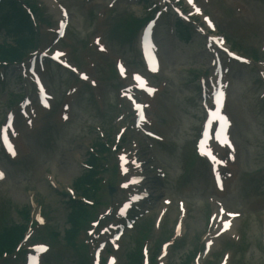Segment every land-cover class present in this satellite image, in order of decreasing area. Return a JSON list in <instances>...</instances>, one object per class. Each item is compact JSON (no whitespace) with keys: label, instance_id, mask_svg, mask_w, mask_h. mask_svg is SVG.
<instances>
[{"label":"rangeland","instance_id":"rangeland-1","mask_svg":"<svg viewBox=\"0 0 264 264\" xmlns=\"http://www.w3.org/2000/svg\"><path fill=\"white\" fill-rule=\"evenodd\" d=\"M38 1L42 4V15L38 13L41 15L40 48L45 51L49 48L59 50L73 62L76 58L80 59L81 61L77 62L82 64L80 67H83V70L102 80L100 88L104 90L102 94L105 97V105L102 110L99 109L94 98L90 100L91 91L81 87L74 102L71 120L60 123L58 105L55 103L64 97V90L74 79L73 75L64 69L46 64L43 74L45 73L47 83L55 95L54 109L42 112L35 128L33 124L25 130L19 123L24 132L23 138L19 140V159L11 160L0 147V163L7 171V178L0 181V229L2 230L6 223L23 224L22 233L26 231L25 235L29 237L23 249L30 244H48V250L40 254L41 264H83V261L86 263L89 259L85 260L87 249H83L81 242H84L89 234L86 229L90 223H82L87 227L78 235L77 244L74 241L73 245L72 240L68 241L64 237L65 230L70 227L67 220L70 204L66 193L73 192L74 187L79 194L74 181L85 171L83 163L88 157L91 145L101 151L96 142L109 138L113 131L110 120L120 113L124 114L119 120L121 124H128L132 119L130 104L120 97L118 92L119 86L123 88L128 82L121 83L120 78L114 76L113 65L116 62L118 71L126 74L130 84L138 83L139 76L159 89L155 96L145 99L149 101L147 112L149 118L155 112L161 115L158 124L166 127L163 136L165 142H169L167 148L170 150L160 143L163 145L160 149L153 146L155 156L153 153L148 154L146 145L151 144L146 141L145 148L133 147L136 143H130L131 140L142 141L141 135L133 129L127 131L124 137L127 142L122 144L127 148L119 149L118 152L127 153V157L131 158L128 163L129 173L134 170L132 159L139 156L142 161L139 174L145 176L144 182L149 185L147 189L151 188L154 196L150 195L146 200L148 211L143 207L139 208L143 211L139 216L150 213L137 220L132 229L126 230L119 241L120 248L115 252L109 247L99 249L102 257L114 258L115 253L116 264H137L136 260L130 258L128 251L133 252L135 248L138 250L140 233H145L149 226L144 219L153 222L156 217L158 225L161 219L159 214L166 212L157 226L162 229V234L150 231L148 235L154 236L150 241L151 247L159 236L169 240L167 255L159 256L160 261H157V264H195L196 259L203 264H219L222 260H226L227 264H264V82L260 81L258 76L259 72L264 74V0H207L205 6L207 11L208 6L214 9L217 31L223 33L236 50L252 60L248 53L256 49L259 53L258 59H262L261 62L249 65L231 62L233 77L229 109L236 126L233 139L237 146V157L230 164L234 179L226 181L229 188L225 193L224 203L233 208L232 211L240 209L244 214L236 216L237 222L229 231L218 227L215 219L217 204L208 200L210 194L215 191L207 164L197 157L190 171L189 168L185 170V165L194 154V142L203 117L199 91L192 80L196 75L193 72L208 66L209 55L201 44V35L195 33L192 28L195 39L192 44L187 43L186 46L176 37L173 41L166 40L170 38L169 29L176 17L168 10L159 20L163 27L160 26L158 30L159 37L165 38L166 56H170V60L165 61L160 72L148 73L142 67L139 55V32L132 36L123 33L124 29L126 32L131 30L133 24L127 29L125 21L119 23L125 17L133 22L136 18H147L152 14L140 0H117L115 8L107 5L109 0H102L103 5L94 4L89 8L84 7V3H89L86 0H57L58 3L69 6L71 15L67 33L60 40L49 30V27H54L56 21H61L57 19V11H52V5L48 3L52 0ZM195 21L203 25L200 17ZM4 35V29L0 28V41H4L1 38ZM107 46L110 48L104 51ZM0 68L7 72L6 78L0 81L3 83L0 85L1 122L15 99L13 93L22 90V82L24 84L25 81L19 76L15 65ZM136 70L142 71L148 78ZM155 120L157 123V118ZM96 126H101L106 138L100 136L95 130ZM110 138L113 141V137ZM111 153L102 159L103 165L108 166L107 171L102 172V177L113 180L112 167L116 165V161L120 166V158L118 153V160H114L116 154L113 156ZM151 157L157 158L158 162L152 161ZM146 159L149 172L145 168ZM157 164L164 165L167 175H171L170 185L167 184V177L158 176L155 170H151V167H156ZM101 185L99 200L102 203L98 210L105 212L107 202L120 200L121 192L115 190L111 195L105 180H102ZM166 188L174 197L167 210L162 197ZM182 193L189 201L188 207L185 206L186 210L179 209L176 204V197ZM254 202L259 203L258 208ZM40 208L46 221L42 223L39 218V225L33 226L30 231L29 216L38 214ZM180 220L182 229H176V223ZM92 228L95 230L87 255L91 254L93 258L96 245L102 239L99 232L103 228L99 229L96 224L91 225L89 230ZM76 234L74 231V236ZM179 236L181 239L173 242ZM209 237H212L211 250L206 251V255L201 254L203 244L205 246ZM0 264L5 263L0 261ZM15 264H24V257L19 256ZM100 264L105 263L101 261Z\"/></svg>","mask_w":264,"mask_h":264},{"label":"trees","instance_id":"trees-1","mask_svg":"<svg viewBox=\"0 0 264 264\" xmlns=\"http://www.w3.org/2000/svg\"><path fill=\"white\" fill-rule=\"evenodd\" d=\"M18 23H20L19 20L14 19L9 25H6L8 28L6 30V38H3L4 41H0V57L2 58H14L29 42L27 38L29 33L19 26ZM4 44L6 45L4 46ZM96 143L101 146L102 150L104 149L103 142L98 141ZM88 161L91 164H96L97 157L91 154L89 155ZM93 171L94 170L91 169L84 172L74 181V186L80 190L81 193L88 194L91 191V188L87 187L86 184H96ZM87 214H89V211L86 207L72 200L71 211H69L67 215L70 227L65 230L66 233L64 236L67 240L70 241L74 237V231L77 230L81 224L80 219L86 218ZM3 226L0 234V250L4 245L14 244L24 227L23 224L12 225L9 223Z\"/></svg>","mask_w":264,"mask_h":264},{"label":"snow or ice","instance_id":"snow-or-ice-1","mask_svg":"<svg viewBox=\"0 0 264 264\" xmlns=\"http://www.w3.org/2000/svg\"><path fill=\"white\" fill-rule=\"evenodd\" d=\"M197 11H199V9H197ZM139 79H141V78L139 76H137V80H139ZM219 95L222 97L223 96V93L221 92V93H219ZM216 118L218 120H223L225 122V124L227 123V119L223 115H217ZM225 142H228V141H225ZM12 152H13V155H14L15 154L14 149H12ZM213 159H215L214 156H213Z\"/></svg>","mask_w":264,"mask_h":264},{"label":"bare ground","instance_id":"bare-ground-1","mask_svg":"<svg viewBox=\"0 0 264 264\" xmlns=\"http://www.w3.org/2000/svg\"><path fill=\"white\" fill-rule=\"evenodd\" d=\"M222 216H223V214H221V213H217V214H216V218H218V219H221Z\"/></svg>","mask_w":264,"mask_h":264}]
</instances>
